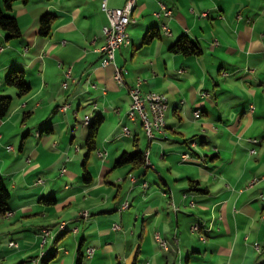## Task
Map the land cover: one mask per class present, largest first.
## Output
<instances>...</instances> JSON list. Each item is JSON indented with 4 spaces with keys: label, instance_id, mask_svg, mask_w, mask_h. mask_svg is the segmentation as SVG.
Returning <instances> with one entry per match:
<instances>
[{
    "label": "crops",
    "instance_id": "0c3cea01",
    "mask_svg": "<svg viewBox=\"0 0 264 264\" xmlns=\"http://www.w3.org/2000/svg\"><path fill=\"white\" fill-rule=\"evenodd\" d=\"M105 1L111 8L125 2ZM102 2L17 0L7 13L21 36L7 40L0 28V96L13 99L0 118V176L11 193L0 225L15 223L0 234L36 230L4 247L16 242L10 255L31 264L46 256L42 263L50 264L61 250L51 264H75L79 248L83 264H264V0H135L130 42L115 52V64L127 70L124 84L113 63L103 65ZM46 13L55 20L41 36ZM151 27L159 36L143 44ZM182 36L201 53L169 51ZM12 68L30 85L24 96L3 83ZM137 77L143 93H162L169 105L164 132L142 142L141 120L128 116ZM96 115L103 122L85 184L84 119ZM134 137L150 164L114 168L134 150Z\"/></svg>",
    "mask_w": 264,
    "mask_h": 264
},
{
    "label": "trees",
    "instance_id": "16d2710c",
    "mask_svg": "<svg viewBox=\"0 0 264 264\" xmlns=\"http://www.w3.org/2000/svg\"><path fill=\"white\" fill-rule=\"evenodd\" d=\"M17 0H0V28L5 31L6 39H16L21 36V32L16 21V18L8 14L7 11L11 9L13 2ZM26 2L27 0H19ZM55 20V15L51 13L44 14L39 20L38 34L41 36H48L52 24ZM159 33L156 28L151 27L143 35L142 43H149L154 38L158 37ZM169 51L173 53H180L184 56L199 55L201 53L200 46L189 39L187 36H182L177 39L172 45L169 46ZM4 85L12 86L16 89L17 96L21 97L26 95L30 91V85L25 81L23 71L17 68H12L9 70L4 77ZM12 97L8 95L0 96V118L6 116L10 105L12 103ZM103 122V117L100 115L94 116L87 124V133L85 138L86 152L83 156L82 167H83V177L82 181L85 184H90L92 177L90 173L85 168L86 160L90 152L96 148V138L99 131V127ZM48 132V130H47ZM157 133L154 134V137ZM146 135V134H145ZM147 137V136H146ZM148 138V137H147ZM149 139V138H148ZM152 139V138H151ZM149 139V140H151ZM134 145L136 149L131 152L123 151L118 158L115 160L114 168L123 167L130 165L131 170L137 169L142 165L147 166L146 153L148 151H142L137 148V138L134 137ZM149 155V152H148ZM149 160V159H148ZM39 201L45 205H54L56 203V198L54 197H40ZM11 202V193L7 188L4 179L0 176V216L8 215L9 206ZM54 255V254H52ZM81 248L78 249L77 259L75 264H83ZM51 260L48 256L42 259V262Z\"/></svg>",
    "mask_w": 264,
    "mask_h": 264
},
{
    "label": "built area",
    "instance_id": "2783aa9c",
    "mask_svg": "<svg viewBox=\"0 0 264 264\" xmlns=\"http://www.w3.org/2000/svg\"><path fill=\"white\" fill-rule=\"evenodd\" d=\"M132 2H135V0H125L123 6L116 8L108 7L105 0L101 3V10L105 13L108 20V24L103 26L104 42L100 49L105 55L103 65H107L109 63L114 64V79L119 84H124L122 75L124 72H127V70L122 66L115 64V52L130 42L127 26L131 21V14L128 13V5ZM161 7L165 9L167 14L170 13V10L163 4H161ZM203 15H206V13L204 12ZM68 73L69 71H67V74ZM142 82L143 79L137 77L134 84L128 88L131 97L128 116L132 119L138 116L142 122L146 136L151 139L154 137L155 133L164 132L166 121L161 118V108H166L167 100L160 97L159 92L153 90L143 93L141 91ZM67 85V82H63L64 87H67ZM66 107L67 106L64 105L61 108L65 109ZM125 132H127L126 129ZM147 164H150L149 160ZM62 171H64V168H62ZM121 208H126V202L121 205ZM81 216H88V212L82 211ZM58 226L59 229L64 228L65 222H60ZM197 228V225L193 226V229ZM76 231L77 229L75 228L74 232ZM49 232V230H44L43 239H46ZM201 238L204 239V236H201ZM161 244L166 248L164 241H161ZM9 245L16 247L17 243L10 241ZM88 251L91 252V249H88Z\"/></svg>",
    "mask_w": 264,
    "mask_h": 264
},
{
    "label": "rangeland",
    "instance_id": "374dc122",
    "mask_svg": "<svg viewBox=\"0 0 264 264\" xmlns=\"http://www.w3.org/2000/svg\"><path fill=\"white\" fill-rule=\"evenodd\" d=\"M67 72V71H66ZM167 97V96H166ZM168 99V98H167ZM142 128V127H141ZM37 136H38V134H36ZM138 135H139V139H142L141 140V142L145 139H147V137L144 135V133H143V130H142V132H139L138 133ZM133 149H136V147L134 146V148ZM63 171H62V168H61V173H62ZM83 177V176H82ZM5 181L4 182H6L5 184H6V186H7V181H6V177H2ZM7 188H8V186H7ZM15 223H9L8 221H4V225H0V228H4V227H11V226H13ZM16 227V226H15ZM15 227H13L12 229H8V230H6V231H4V232H1V234H0V249H2L3 251H1L0 252V264H31L33 261L30 259V258H23V254L22 253H19V255H18V257H14L13 255H10L11 254V252H16V248L17 247H13L12 246V248L14 249V250H10V249H8V248H6V247H4V245H7V242H8V240L10 239V238H12V239H15L16 240V237L18 236V234H21V233H24L25 234V237L27 238V237H29V238H32L33 237V234H35L36 233V230L34 231V230H32L31 229V227H23V228H20V227H17V228H15ZM22 227V226H21ZM72 231L73 230H71L69 233H68V235L69 236H72ZM17 242H21L20 240H18V238H17V240H16ZM22 243V242H21ZM9 247H11V246H9ZM53 247H55V246H53ZM52 247V251H54L55 250V248H53ZM63 250H61V251H59V257H58V259L57 258H55V259H53V261H51L52 263H56V262H58L59 260H60V258H61V256H62V254H63ZM47 257V256H46ZM41 258H39V260H40ZM42 261V260H41ZM51 262H50V264H51ZM40 264H43L42 262L40 263Z\"/></svg>",
    "mask_w": 264,
    "mask_h": 264
},
{
    "label": "bare ground",
    "instance_id": "6f19581e",
    "mask_svg": "<svg viewBox=\"0 0 264 264\" xmlns=\"http://www.w3.org/2000/svg\"><path fill=\"white\" fill-rule=\"evenodd\" d=\"M134 4H135V2H132V3H130L129 5H128V13L129 14H132V10H133V7H134ZM128 44V43H127ZM127 44H125V45H127ZM159 96L160 97H162V98H165V100H167V102H166V108H161V118L163 119V120H165L166 121V115H167V111H168V109H169V105H168V99H167V97L164 95V94H162V93H159ZM90 121V118L89 117H85V119H84V123L85 124H88V122ZM182 157H188V154H183V156ZM146 159H147V162H148V154L146 153ZM129 206V204H128V202H126V208ZM65 229V227L64 228H61V229H59V230H64ZM164 247V246H163ZM165 248V247H164Z\"/></svg>",
    "mask_w": 264,
    "mask_h": 264
}]
</instances>
